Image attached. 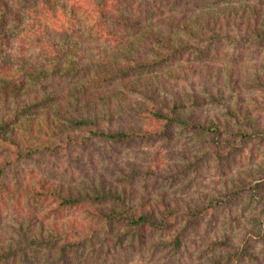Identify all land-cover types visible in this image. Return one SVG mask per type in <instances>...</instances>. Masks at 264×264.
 <instances>
[{"label": "trees", "instance_id": "trees-1", "mask_svg": "<svg viewBox=\"0 0 264 264\" xmlns=\"http://www.w3.org/2000/svg\"><path fill=\"white\" fill-rule=\"evenodd\" d=\"M31 3L22 9L18 0H0V190H4L0 200L14 197L25 206L17 223L0 233V264H35L36 258L40 264H88L80 261V249L86 238L93 240L103 228L113 243L123 241L129 231L140 236L163 231L171 235V246L179 248L221 202L234 200L241 192L264 200V182L253 184L251 173L242 174L238 187L228 184L220 195L203 192L182 200L157 187L160 195L155 201L146 203L143 195L137 204L127 199L130 187L104 173H90L78 182L39 175L34 181L6 183L7 169L15 161L44 151L59 153L96 138L174 139L184 131L202 135L208 144L203 153L187 155L189 160L176 162L177 168L149 166L141 171L163 180L204 165L214 155L223 159L254 136L264 138V125L248 117L250 109L241 101L238 108L233 107L226 89L229 85L263 87L264 63H256L258 67L248 73L242 66L196 61L191 56L201 45L237 35L264 39V1H229L192 12L162 14L147 24L142 20L146 12L133 0ZM50 11L59 16L60 23L48 27L68 36L53 39L49 33L46 38L45 25L31 27L33 16L41 20L42 13ZM65 14L69 23L63 19ZM82 17L88 18L87 27L75 23ZM81 33L88 35L86 40H103V45L81 39ZM204 70L215 71L228 82L216 89L206 84L202 91L190 87L189 79ZM209 102L222 104L226 117H210L195 109ZM119 121L125 123L118 126ZM131 186L134 191L136 186ZM39 202L46 211L35 209ZM65 208L79 209L85 216L60 218ZM234 242L229 237H213L210 244L230 247Z\"/></svg>", "mask_w": 264, "mask_h": 264}, {"label": "rangeland", "instance_id": "rangeland-1", "mask_svg": "<svg viewBox=\"0 0 264 264\" xmlns=\"http://www.w3.org/2000/svg\"><path fill=\"white\" fill-rule=\"evenodd\" d=\"M229 1L238 0H133V3L146 12L142 20L147 24L154 23L162 14L192 12ZM28 4H32L31 0L26 3L18 0L22 9ZM67 17L66 14L63 16L64 21ZM40 18L41 20L38 16H33L30 25L36 29L39 24L45 25L43 30L46 31V38L49 33L53 35V39H58L63 34L68 36L56 27H48L60 23L59 16L50 11L42 13ZM87 19L77 18L75 23L87 27ZM81 35L83 40L88 37L82 33ZM74 37L77 39L78 35ZM86 41L103 45V40L94 37ZM191 56L196 61L242 66L246 72L251 73L252 69L258 67L256 63H264V39L237 35L201 45ZM225 71L228 72L227 69ZM215 73L204 70L203 74H196L189 79V86L202 91L206 84L216 89L217 85L228 82L224 81L223 76L217 77ZM193 81L195 84H192ZM226 89L233 107L238 108V102L241 101L250 109L248 117L264 125V86L233 88L229 85ZM195 109L210 117H226L224 106L218 102L202 104ZM124 123L125 121H119L116 125ZM206 145L208 144L202 135L189 131L178 132L174 139L164 137L161 140L135 138L129 141H107L96 138L73 144L59 153L44 151L33 157L17 160L8 167L4 181L15 184L19 180L34 181L37 176L46 175L55 181L78 182L86 179L90 173H104L108 179L119 185L130 187L127 199L134 204L142 201L143 195H146V203L155 201L160 195L157 193L158 188L167 189L169 195H180L182 200H191L193 196H200L203 192L220 195V191L226 190L228 184L238 187L237 182L242 183L238 179L242 174L251 173L253 184L264 182V138L258 136L247 139L240 148H235L233 153L223 159L219 160L214 155L204 165L190 168L186 173L176 172L175 178L163 180L159 176L141 172L149 166L177 168L176 162L185 163L189 160L187 155L191 157L195 153H203L208 147ZM132 183L136 186L134 191H131ZM3 192L1 189L0 199ZM241 193V196L231 201L227 199L208 212L189 232L179 248L171 246V235L163 231H152L141 236L139 232L129 231L123 241L113 243L108 240V232L103 228L93 240L86 238V245L80 249V261L88 264H264V200L260 195ZM3 201L0 200V233L2 229L17 223L16 217L25 210V206L15 201L14 197L8 198L7 202ZM35 209L46 211L47 207L39 202ZM72 215L82 218L85 216L81 210L72 208H65L59 214L60 218H69ZM108 230L111 235L113 229ZM213 237H229L235 242L230 247H215L210 244ZM154 238L167 239L168 242L156 243ZM237 245L240 250L227 258L228 252L236 249ZM245 246L248 250H244ZM216 255L222 256L215 262L213 258ZM40 261L41 259L36 258L35 264H40Z\"/></svg>", "mask_w": 264, "mask_h": 264}]
</instances>
